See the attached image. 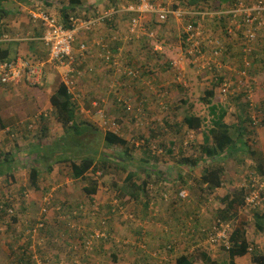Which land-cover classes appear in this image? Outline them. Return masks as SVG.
<instances>
[{"label":"rangeland","instance_id":"374dc122","mask_svg":"<svg viewBox=\"0 0 264 264\" xmlns=\"http://www.w3.org/2000/svg\"><path fill=\"white\" fill-rule=\"evenodd\" d=\"M172 2L177 7L197 10L191 8L193 5H188L189 0H172ZM124 5L126 6V2H124ZM16 6H18V4ZM17 9L21 13V7L19 6ZM122 9V7L119 8L120 11L113 15L125 14L126 12H122ZM107 12L108 8L102 6L99 8L98 13L104 14ZM209 12L214 11L210 10ZM112 16L108 17L106 20H112ZM5 18L9 22H13V24L17 23L25 26L23 34L21 32L17 33L15 30L12 31V33H14V35L19 34L21 37L26 38L28 24L20 22V20H12V14ZM208 18L209 17H207L206 20L201 21L205 33L221 39L226 44V39L221 36L225 37L227 35L228 37L227 30H224L226 35L220 34L223 33V29H221L218 24L210 22L213 20L216 22L219 21V19ZM29 20L31 19L28 16V20L26 19V21L29 22ZM143 25L145 30L140 32L138 36L139 38L142 37V43L147 46L144 51H132L134 52V55L132 54L133 61H125L124 58L122 60V55L114 51L111 42L104 36L97 38L96 41L103 38V41L108 44V49H113V54L119 56V58L121 57L120 69L130 65L144 69L147 68L151 72L147 77L139 78V80L120 72L117 74L113 73L110 77L114 76V79H110V83H104V79H101V85L99 87L94 85V75H91L87 77V80L93 83V91H88V86H86L87 83H85L86 81L82 84V79L87 75L84 74L83 77L77 79L73 90V96L76 97L75 103L77 117L80 119L77 121L78 123L95 122L93 117H96V112L98 110H102L105 115H108L112 119L124 115L125 112L127 116L125 119H128L130 126H138V131L140 132L138 133L139 136L141 134L148 135L150 133L148 127L151 128L154 125H156L157 130L160 131L159 134H161L163 133L161 127H164L163 130L167 128V126L161 124V122H164V110H167L169 106H167L166 102L163 100L159 105L153 106L152 109L144 106L140 99L135 103V93H139V90H137L136 87L145 86L148 88L145 96L148 97L150 92L149 97H152L160 93L161 90L170 92L173 89H178L176 86L179 87V85H182L184 87V93L187 94L192 92L195 97H198L207 87H209L210 84L213 83V81H215L216 75H225L226 79L230 82L232 81L233 84L231 92L228 94H224L220 90V98L227 100L231 96L240 93L237 91V89H239L238 81L241 80L239 75L231 77L228 68H226L227 71L225 70L226 74L221 72L216 74L214 72L206 71L194 66L188 59L187 48L183 43L184 22L171 17L166 23H158L153 18L152 20L147 19ZM114 37H112V40H116ZM261 37L262 36L260 35V39ZM136 38L138 37L136 36L135 39ZM96 41H94V45L98 47L97 57L102 60L100 55L102 49ZM129 49L130 48L126 46L124 52H131V49L128 51ZM207 50L210 51L211 49L208 48ZM46 58L47 57H44V59ZM90 60L92 61L91 63ZM87 62L90 64H85L83 67L81 64L78 65V67L84 70L86 65L93 66L91 71L88 70L89 73H92L95 57L88 58ZM114 68L117 71L119 69L115 66ZM53 72L54 73H48L47 71L45 73L42 82L43 84L40 87H35L33 90L24 89L25 91L18 94V96H10L8 99L9 91L13 89L10 84L3 86L7 92L3 93L0 90V114L2 113L4 115V120L0 122V159L3 160L4 156H7L8 160L12 161L13 159L12 163L11 161H6L7 164L4 163V165H6V170L4 171L5 175L0 176V261H10V263H12L11 261H30L32 264H57L61 261L69 262L70 264H83L86 261L93 262L97 257L94 251L96 241H98V239H107L108 243H111L114 238L112 233H108L111 227V221H113L114 217L112 214L108 213L109 209L113 207L115 211L117 209L121 210L118 212L119 215H122L123 212L122 216L124 222L121 223L122 225H125L126 221L131 220L133 222L137 221L145 223L147 220L137 218V216L144 210L142 202L147 199V197L153 196L156 188L160 186V183L158 182L150 184L148 194L143 192L144 194L142 193L138 195L139 201L129 197L127 192L125 194L119 192V189L122 191V188H128V185L124 186V179L128 172L132 171L130 169L134 166L133 164L136 163L137 159L145 156L141 149L150 150V145L154 144L156 140L153 139L146 141L145 138L133 135L130 140L132 157L124 154L123 150L120 151V149L116 148L104 149V151H107L109 154V156L107 155L108 160L105 161L107 162L106 165H99L102 161L97 157L96 169L97 166H99L100 169H97L95 173H93L94 171L89 173V175H92V177L98 181L99 191L97 194L100 195L90 196L87 194L91 197L90 199L82 198L85 195L83 189L84 182L80 179L74 178L70 163L58 160L63 158V152L61 149L64 151V146L75 145L73 141L74 139L75 141H77V139H79V141L84 139L86 144H89V146L93 148H99V150L106 146H104V139H102L99 132L92 127L80 137H70L69 132L65 131L66 129L57 121L55 113L52 110L53 107L50 109L49 106H51V95L56 92L59 83L62 81V74L59 71ZM257 72L261 75L260 78L264 82V73ZM56 73L58 74L57 76ZM235 78L237 79L235 80ZM255 84L257 85V83ZM105 85H108L110 93L108 94V97L105 96L106 99L103 101V98H98V96L102 94L98 91L102 88L104 89ZM30 86L31 85H27L28 88ZM119 86L128 90H121L119 89ZM19 92L20 91H17L16 93ZM40 97L44 99H41ZM119 97H122V99H133V101L130 102V110L124 105L118 103L117 100ZM21 102L33 104L38 103V106H28L27 111L20 110L21 114L13 108L11 110V105ZM124 104L126 105V102ZM5 108H7L8 113L5 112ZM36 108L41 111L40 114L44 113L46 120H42L41 116L35 117V114H37V112H35ZM145 113H149L148 116ZM152 113L157 114L153 115ZM252 113H256V117L258 118L259 115L256 110ZM135 115H139L138 120H131ZM158 116H160L161 119L158 120ZM150 117H154V119H151ZM98 118L100 124V117L98 116ZM12 130H16V133H12ZM158 140H160V138H158ZM155 144L157 145L154 146L153 149L156 151L155 155L159 158L157 160H152L153 163H159L162 160V157H175L174 154H158L157 152H161L159 149L161 148V144ZM82 145L84 144L81 143V146ZM120 147L123 148L122 146ZM40 150H43L42 154L45 153L46 156L52 158L55 162L52 163L53 167L50 172L47 170L45 171L43 169L45 168V165L40 163L43 173L41 175L40 187L37 189L31 186V180L29 178V167L31 165L25 166L24 163L33 164L36 159L35 157H38L37 151ZM60 150L61 152L57 154ZM54 151L56 152L54 153ZM200 152V148H194L193 153H197L198 156H201L202 153ZM183 155L190 154L180 153V160ZM235 156L236 158L241 159L239 162L244 168L236 170L237 174L232 172L230 175L231 180L228 179L230 182L227 181V185H224L220 191H213L214 195L210 196L211 209L207 210L204 207L206 213L209 211L208 215L210 217L207 219L209 226H212L217 221V215L220 213V210L225 207L219 198L223 197L225 193L229 194L238 188H242V185L245 182H248L252 177H257L260 180L264 179V175L258 172L257 167L253 164L250 165V163L247 162V158H249L247 155L244 153H236ZM230 163H234L233 168H235V161L232 160ZM120 165H124L126 169L122 170ZM104 166H106V168H104ZM139 173L142 174V176L140 175L135 181H137L138 184H142V178L143 175H145V172L139 171ZM239 175H243V177L239 178ZM113 183H116L117 187L114 186ZM151 185L153 186L152 188ZM213 192H210V194ZM74 197H76V200H73ZM201 200H203V197H201ZM6 204L9 206H6ZM135 204H137L138 207H134ZM153 206L155 205L149 204L150 213L152 212L151 207ZM86 211L89 212L85 213ZM255 211L263 212L264 204L257 209L241 208V212L248 220L247 229L249 240L251 244H255V248L260 253L264 254V231H258L256 229L254 219ZM48 215L53 216V218H48ZM13 216L18 218V222L14 223L12 221ZM43 220L45 222H43ZM59 221L64 222L66 225L64 226ZM41 222L44 223L41 227L44 230H39V232L34 235V237L38 236L35 242L33 241L31 230ZM225 223L230 225V230L233 229V219H231V221H225ZM47 225L51 227V230L54 231H52L53 233L57 230L62 231V235L67 238V242L70 243V241H72L70 250L63 244V242L59 243L58 239L54 240V243H51L52 237H48V234L46 233L48 229ZM64 227L67 230V233L64 232ZM98 230L106 233V236L100 238L93 237V243L88 247V241L92 239L91 236ZM199 235H203L205 239L204 241L201 239L200 243L196 246H192L190 241L185 240V242L190 244L189 250H191L192 247H195L193 248V251L188 252L190 256L194 255L195 258H197V254L201 250H204L210 252V254L213 255V259L221 264H229V255L221 244L214 245V248L210 247V243L206 240L208 239L206 232H201ZM166 238H173V232L168 234ZM126 243H128V241H126ZM126 245L128 246L129 244ZM141 245L143 244L141 243ZM137 246L139 247V245ZM141 249L144 250L145 248ZM138 254L140 255L143 253L138 252ZM107 256L108 257H104L102 255V259L107 262H103L104 264H110L108 261H114L111 255L108 254ZM169 257H171V255H169ZM162 261L164 262L162 264H171L172 262L165 261L164 259H162ZM117 262L120 264V261ZM132 262L127 258V251L125 250L121 257V264H132ZM237 262L238 264H255L252 261L251 254L241 257ZM142 263L143 261L140 257L133 264ZM193 263L207 264L203 261H193Z\"/></svg>","mask_w":264,"mask_h":264},{"label":"crops","instance_id":"0c3cea01","mask_svg":"<svg viewBox=\"0 0 264 264\" xmlns=\"http://www.w3.org/2000/svg\"><path fill=\"white\" fill-rule=\"evenodd\" d=\"M0 1V6L7 11L6 16L12 14V20H20V22H24L25 24L29 25L27 26L28 31L25 36L26 38H23L19 34L14 35L12 31L15 30L17 33L21 32L23 34L25 26L19 25L17 23L13 24V22L7 21L5 15L4 19L1 20L2 23L5 24L6 30L5 33L3 32L0 37L5 34H10L12 35V37L18 36L21 39L19 41H9V43H17L16 50L14 52L12 51L11 56L15 58L25 56L28 58H32L35 62L38 63L44 61V57L48 58V49L45 47L43 41L41 40L43 34L42 28L39 25L34 24L31 20H29V22L26 21V19L28 20L29 11L31 9H42L52 14H55L59 21L63 25H65L66 22L69 23L67 20L68 17L70 18V21L73 17L74 19L77 18L79 20L89 19L91 17H96L97 15H100L98 12L99 8L102 6L108 8V11L111 12L113 9H117L119 11V8L121 7L125 9L126 6L124 5V2H126V5L128 6L133 0H79V4H73L71 0H63L61 2H58L57 4L54 2V0ZM17 4L18 6H16ZM57 5H61V7H57ZM19 6L21 7V13L17 9V7ZM65 8H68L69 10L68 16L66 18L63 12V9ZM113 16L112 20H106L102 24L94 27V29H92L91 31L81 30L77 34L75 43L76 50L78 49L79 44L82 42H87L89 44V51L87 52V55L84 58V61L82 62L81 66L83 67L85 64H90L92 61L90 60V63H88L87 59L90 57H95V63L92 73L88 72V70L91 69V66L86 65L85 70H87V72L85 74L87 75L84 77V79H82V84H84V82L86 81L85 83H87L86 86H88V91H93V83L87 80L88 76L94 75V85L96 87H99L101 85V79H104V83H110V79H114V76H110L113 73H119L114 68V65L108 64L107 62L98 59V47L94 45V41H96L97 38L104 36L108 41L111 42L114 51L116 53L121 54L122 60L124 58L125 61H133L132 54L134 55V52L132 51L141 52L144 51L147 46L146 44L142 43L143 39L142 37L139 38L138 35V38L134 39L133 41L128 42L127 40H125L129 30V19H131L130 14L125 13ZM230 20V16H225L219 21L215 22L213 20L210 22H212L213 24H218L221 29H223V33L220 34L226 35L224 30H227L228 37L227 35L225 37L221 36L222 38L226 39V44L224 43L226 49L223 57L225 65L229 68L231 66H236L238 69L239 67L242 69V46L245 41L244 28H239L237 25L232 23L231 27L233 32L230 33L228 30V28L230 27ZM115 35L118 36V39L112 40V37H114ZM260 35L262 36L261 39ZM7 43L8 42L2 43L0 47L7 48L11 46L9 43L8 46ZM126 46L131 49V52H124ZM254 47V54L251 57L252 63L249 67V70L251 71V77L243 79L241 88L237 89V91L240 93H237V95L235 96H231L227 100L220 98V89L218 86H213L215 84H210L209 87H207L203 91V93L200 94L198 97H195L192 92H189L187 94L184 93V87L182 85H179V87L176 86V88L178 89H173L170 92L161 90L160 93L152 97H149L150 92L148 94V97L145 96L148 91V88H146L145 86L136 87V89L139 90V93H135V103H137V100L140 99V101L142 100L141 102L144 106L150 107V109H152L153 106L159 105V103L163 100L166 102L167 106H169L167 110H164V122H161V124H164L165 126H167V128L163 130L164 127L162 126L161 128L163 133L161 134H159L160 131L157 130L156 125H154L151 128L148 127V129L150 130V133L148 135L141 134L139 136L138 133L140 132L138 131V126H130V122L128 121V119H125L127 116L124 112V115L114 117V119H116L117 121H121L122 129L119 133V136L127 140L128 143L124 146L122 145L123 148H121L120 146L110 147L107 146L108 143L106 140V132L100 127L98 116L96 115V117H93V120L96 122L94 124L93 129L99 132L102 139H104V146H106L101 150H99V148H96V150L99 151L98 159L102 161L99 165L107 164L104 163V161L108 160L107 158L109 154L107 153V151H104V149L116 148L120 149V151L123 150L124 153L125 150L128 149L130 152H132L130 140L131 136L133 135L136 137L145 138V140L149 141L156 139L155 143L161 144V148H159L161 152H157L158 154H174L175 157H162V160H159V163H153L152 161L153 167L149 168L142 164L143 161L141 158L137 159L136 163L133 164L134 166H132L130 170L137 172L145 171V174L146 170L152 171V177L144 193L148 194L147 192L150 184L155 182L160 183V186H158V188H156V190L154 191V195L151 197H147V199L150 201V204L155 205L151 207V215L147 217L149 213L145 210L144 207L146 205L147 199L142 202V206L144 207L143 212H139L141 214L137 216L138 219L147 220L145 223L137 221L133 222L131 220L126 221V224L122 225L121 223L124 222L122 216L123 212L122 215H119L118 212H120L121 210H116L115 212L118 213L116 214L115 212L112 213V211L109 209V212H107L114 216L113 221H111V227L109 230L113 234V241H111V243H108L107 239H98V241H96L95 243L94 248L95 254L97 256L94 259L95 261H86L83 264L107 263L106 261H104V259H102V255L104 257H108V254L111 255L112 259L114 260L108 261L110 264H119V262L117 261H120L121 264V257L123 256V252L125 250L127 251V258L130 260V262L133 261L132 264L135 263V261L140 257L143 261L142 264H162L164 263L162 259H164L165 261H172L171 264H176V259L178 256L182 254L188 255V252L193 251V248H195L192 247L191 250H189L190 244L185 242V240L190 241L192 243V246L198 245L201 239L204 241V236L199 234H201V232L203 233L202 230H205L209 226V222H207L208 217H210L208 215L209 211L206 213L204 207L207 210L211 209L210 196L214 195L215 191H220V189H222L224 185H227V181L230 182V175L232 174V172H234V174H237L236 170L244 168V166L239 162L241 161V159L236 158V153H244L245 155H247L249 157L247 158V162H249L250 165L253 164L257 167L260 164H264V82L260 78L261 75L257 72L259 71V73H264V28L259 32V40L254 43ZM130 49L128 51H130ZM45 71H48V73H54L53 70H51V66L45 68ZM143 71H145L144 68ZM146 71L144 73H146ZM229 71L231 77H235L236 75H238V72L236 70L232 71L229 69ZM57 75L58 74L56 73V76ZM144 77H147V75H145ZM236 79L237 78H235V80ZM42 82L38 86L31 85L29 88L27 87V85L30 84L27 83L24 79L21 80L19 84H10L12 85L13 89L9 91L8 99L10 96H18V94L23 93L25 90H33V88L35 87H40L43 84ZM255 83H257V85ZM4 85L6 86L9 84H0V90L3 93L7 92L3 87ZM213 88L215 92L214 96L211 97L210 95L212 93ZM119 89L128 90L120 86ZM17 91L20 92L16 93ZM98 92L102 93L98 96V98H103L104 101V99H106L105 96L108 97L110 89L108 88V85H105L104 89L102 88ZM28 106L37 107L38 103L33 104L21 102L15 105H11V110L13 108L17 110L18 113H20V110L27 111ZM51 107L52 104L51 106H49V108L51 109ZM255 110L258 112L259 115L257 123L252 119V116L256 117V113H252ZM5 112L8 113L7 108H5ZM35 112H37V114H35V117L41 116L42 120L45 119L44 113L40 114L41 111H39L38 108H36ZM222 113H225L223 121L231 126L230 131L235 136V144L225 153H223L221 157L206 158L203 156L206 137L209 136L212 139V131L215 130V132H217V127L213 124V121L217 117L221 116ZM148 114L149 113H147L146 115L148 116ZM152 114L156 115L157 113ZM192 116L194 117L192 119V121L194 122H197L195 120L196 118L200 119L201 124L199 127L191 128L187 125V119H190V117ZM138 117L139 115H135L134 117H132L131 120L137 121ZM150 118L154 119V117ZM157 119L159 120L161 119V117L158 116ZM3 120L4 115L1 113L0 122ZM76 120L79 121L80 119L77 117ZM12 133H16V130H12ZM241 135H243L242 138L237 139V137ZM158 138H160V140H158ZM155 143L150 145L149 147L151 149L152 154H156V151L153 149L154 146L157 145ZM213 145V141L210 142V146ZM194 148L201 149L200 153H202L201 156L203 157V163L198 165H189L181 162L179 157L180 153L198 156L197 153H193ZM141 150L143 153L147 151V149ZM232 160L235 161V168H233L234 163H230ZM213 166L223 167L225 170V174L223 176V186L221 188H216L215 190L211 191L209 190L207 184L201 182V176L203 175L205 169H212L211 167ZM140 175L142 176V174L138 172V175L135 176L134 180H137ZM126 177L124 179V182H126ZM242 177L243 175H239V178ZM85 185L87 184H85L84 182L83 189ZM113 185L115 186V183H113ZM152 187L153 186L151 185V188ZM185 189L187 191V197L183 198L180 196V192ZM119 192L121 191L119 190ZM210 192L213 193L210 194ZM97 193L93 196L100 195ZM127 194L129 197H131V193L129 191H127ZM227 194L228 193H225L223 197L219 198L221 203H223V198ZM90 196L85 193L82 198L90 199ZM201 197H203V200H201ZM73 200H76V197H74ZM135 200L138 201L137 199ZM134 207H138L137 204H135ZM87 212L89 211H86L85 213ZM47 217L53 218V216L51 215H48ZM43 222L45 221L43 220ZM59 222L64 226L66 225L62 221ZM192 222L194 223L192 224ZM47 228L48 229L46 233L48 234V237H52L51 243H54V240L58 239L59 243L63 242V244L70 250L72 241H70V243L67 242V238L62 235V231L57 230L55 233H53L54 231L51 230V227L49 225H47ZM193 228H195L196 231L192 230ZM64 230V232L67 233L65 227ZM141 230L143 231L142 235L140 234ZM190 230H192L191 233H189ZM171 232H173V238H166V236ZM34 235L35 234H32L33 241L36 242L38 236L34 237ZM61 237L63 240L61 239ZM141 238L143 239V241H140ZM172 240L174 243L173 248L175 249V251L169 253L166 250V247H169V245L172 243ZM126 241H128V243H126ZM141 243H143V245H141ZM126 244L129 245L127 246ZM137 245H139V247ZM209 245L210 247L214 248V244ZM141 248L145 249L141 251ZM253 249L256 250L255 244H252V250ZM138 252H141L143 254L139 255ZM205 253H207L213 259V255H211L210 252L205 251ZM248 254H251L252 256V252ZM169 255H171V257H169ZM240 258L241 257H237L236 261H239ZM201 259V256L197 258H195L194 255L190 256L191 261H202ZM11 262L12 263H10V261H0V264H32L30 261Z\"/></svg>","mask_w":264,"mask_h":264},{"label":"built area","instance_id":"2783aa9c","mask_svg":"<svg viewBox=\"0 0 264 264\" xmlns=\"http://www.w3.org/2000/svg\"><path fill=\"white\" fill-rule=\"evenodd\" d=\"M132 4L128 5L126 10L134 12L136 15L131 18L128 40H132L144 29V22L147 19H155L158 23H166L171 17L178 21L184 22L183 43L187 47V52L192 58V62L200 69H206L217 73H224L226 68L237 71L239 77L238 88H241L243 79L250 78L249 67L251 65V57L254 54V43L259 40V32L264 28V0H237V2L229 9L223 11L209 12L191 10L185 7H177L172 0H133ZM114 11L91 17L89 19H74L71 18L72 28L64 26L55 14L42 9H31L29 16L31 21L42 28L43 34L41 40L48 49V58L41 62H35L32 58L16 57L9 60L0 61V84H19L21 80H26L27 83L33 86H38L44 80L45 68L51 66V70L59 71L62 74V81L67 85L69 92L73 96L74 88L77 79L83 77L85 72L78 67L82 62L81 58L86 57L89 51V44L82 42L78 49H75L76 37L79 31H91L97 25L102 24L108 17L113 15ZM230 16L229 32L232 33V23L239 28H244V43L242 46V61L243 68L239 69L236 66L230 68L223 62L225 54L224 42L216 37L206 34L201 21L211 18H221ZM223 19V18H222ZM85 31V32H86ZM20 37H12L10 34H5L0 38V44L9 41H19ZM101 38L96 41L101 47V59L108 64H112L119 68L118 72L136 78L140 75V68L134 66L121 67L119 56L113 55V52L108 49V44ZM211 50L208 51L207 49ZM92 69V68H91ZM89 69V70H91ZM215 80H219V76H215ZM232 81L225 79L220 84L221 92L228 94L231 91ZM119 101L126 102L127 109H131L133 99L118 98ZM96 114L100 117V125L105 130L117 132L120 125L117 120L105 115L102 110H98ZM256 121V117H254ZM246 190L245 208L257 209L264 204V179L260 180L257 177H252L248 182L242 185ZM180 195L187 196V192L182 190ZM263 207V206H262ZM46 211V210H45ZM43 222L35 226L32 234L39 232L43 226ZM230 225L227 223L216 221L209 232V242L214 245L225 244L229 246ZM106 233L96 231L92 235V239L88 241V247L93 243V237H103ZM87 243V242H86ZM57 264H70L69 262L61 261Z\"/></svg>","mask_w":264,"mask_h":264},{"label":"trees","instance_id":"16d2710c","mask_svg":"<svg viewBox=\"0 0 264 264\" xmlns=\"http://www.w3.org/2000/svg\"><path fill=\"white\" fill-rule=\"evenodd\" d=\"M61 1L63 0H54L56 4ZM71 2L73 4H79L80 1L71 0ZM236 2L237 0H189L188 5L189 6L193 5L191 7L192 9H199L201 11L211 10V11L216 12V11H223L225 9L231 8ZM0 4H1V1H0ZM58 6L61 7V5H57V7ZM68 11H69L68 8L63 9L65 18L68 16ZM6 14H7V11L0 6V36L3 34V32L5 33V30H6L5 24H3L1 21L2 19H4V15L6 16ZM222 18H224V15ZM67 20L69 23L66 22L64 26L68 28H72L70 18L68 17ZM9 44L11 46H9ZM9 44H8L9 47L7 48L0 47V61L15 58L11 56V54H12V51L14 52L16 50L17 43L12 42ZM188 59L190 60V57H188ZM139 70H140V75L139 77L135 78L137 80H139V78L144 77L145 75H149V73L151 72L150 70L147 69L146 73H144L145 71H143V68H140ZM225 79H226L225 75H222V76L219 75V80L217 81V84L213 86L216 87L218 84H221ZM214 92L215 91L213 88L212 93L210 95L211 97L214 96ZM50 98H51L50 100H51V104L53 107V112L55 113L57 121L60 122L62 126L66 129V131L69 132L70 137L72 136L80 137L84 135L88 130H90L91 127L92 128L94 127L95 122H91V123H78L77 122L76 120L77 110H76L75 100L73 99L71 93L69 92L67 85L63 81L59 83V86L56 92L52 94ZM117 101L119 104H122L126 107L124 102L119 101V100ZM224 117H225V113H222L221 116L217 117L213 121V124L217 127V132H215V130L212 131L213 132L212 139L209 136L206 137V142H205L204 151H203V156L206 158L221 157L223 153H225L228 149H230L235 144V141H236L235 136L230 131L231 126L223 121ZM193 118L194 117L192 116L190 117V119H187V125L191 128L199 127L201 124L200 119L196 118L195 120L197 122H194L192 121ZM117 123L120 125V129L118 133L110 131V130H105L100 125V127L106 132V140L108 143L107 146H110V147L119 146V145L124 146L125 144L128 143L127 140L119 136V133L122 129L121 121H117ZM212 132H211V135H212ZM242 136L243 135L237 137V139L239 138L241 139ZM73 141L75 145L64 146L65 148L64 151L63 149H61L63 152V158L58 159V160L61 162L70 163V166L72 167V175L74 176V178L80 179L81 181L85 182V184H87L84 186L85 193L88 195H95L99 189V184H98V181L92 177V175H89V173H92L93 171H94L93 173H95L97 169H100L99 166H97V169H96V165H97L96 162H97L99 151L96 150L95 147L93 148L89 146V144H86L84 139L81 140L82 142L79 141V139H77V141H75L74 139ZM212 141L214 145L210 146V142ZM81 143H83L84 145L81 146ZM61 150L58 151L57 154H59ZM42 151L43 150L37 151L38 157L37 156L35 157L36 159L33 164L24 163L25 166L31 165L29 167V170H30L29 178L31 180V186L34 188L40 187V180H41V175L43 173V169L45 171L47 170L48 172H50L53 167L52 163L55 162L52 160V158L46 156L45 153L42 154ZM55 152L56 151H54V153ZM124 154L132 157L131 152L128 149L125 150ZM144 154L145 156L141 157L143 161L142 164H144L148 168L153 167L152 160H157L159 157H157L155 154H152L151 149L150 150L147 149V151L144 152ZM6 161H11V160H8L7 156H4L3 160L0 159V176L5 175L4 171L6 170V165H4V163L7 164ZM180 161L183 163L189 164V165H195V164L198 165V164L203 163V157L194 156V155H183ZM40 163H43L45 165V168L41 169ZM104 163H107V162L104 161ZM120 167L122 170L126 169L124 165H120ZM104 168H106V166H104ZM211 168L212 169H208V168L205 169L203 175L201 176V182H203L204 184H207V186L209 187V190L212 191V190H215L216 188H221L223 186L224 184L223 176L225 174V170L221 166H213ZM257 170L259 173L264 175V164L258 165ZM138 172L129 171L126 177V182L124 183V186L128 185V188H125V187L124 189L122 188V191L120 193L125 194L127 191H129L131 193V197L139 201L138 195L145 192L146 187L148 186L150 179L152 177L151 176L152 171L146 170V174L143 175V178H142L143 179L142 184H138L134 180L135 176L138 175ZM12 176H13V172H12ZM115 186H116V183H115ZM245 200H246L245 188H238L234 190L233 192L227 194L223 198V204L225 205V207L220 210V213L217 215L216 219L217 221L220 220V222H223V223H225V221H229V220L231 221V219H233L234 224H233V229L231 230L230 237H229L230 245L229 246H226L225 244H221V245L227 251L229 255V264H238V262L236 261L237 257L246 256L248 253H251V252L253 256V262L255 264H264V254L260 253L257 249L252 250V244L249 240L248 229H247L248 220H247V217L241 212V208L244 207L245 205ZM149 204H150V201L147 199L146 205L144 206L146 211H148L149 213L147 217L151 215L149 211ZM6 206H9V205L6 204ZM110 210L112 211V213L113 211H115L113 207ZM254 216H255L254 219L256 222V228L259 231H264V211L263 212L256 211L254 213ZM12 221L14 223L18 222V218L13 216ZM193 223L194 222H192V224ZM212 226H208L205 230H202L203 232H206L208 236V239L206 240L208 242H209V232ZM40 230L43 231L44 229L40 228ZM192 230L196 231L195 228H193ZM108 233L110 234L111 231H108ZM189 233H191V230L189 231ZM140 234L141 235L143 234L142 230L140 231ZM140 241H143V239L141 238ZM171 244L170 245L168 244L169 247H166V250L169 253L175 251V249L173 248L174 243L172 242ZM141 251H143V249H141ZM197 256L198 257L201 256L202 257L201 260L207 264H221L217 260L212 259L207 253H205L204 250H201L197 254ZM189 260H190L189 253L188 255L182 254L177 257L176 264H193V261L191 260L189 261Z\"/></svg>","mask_w":264,"mask_h":264},{"label":"clouds","instance_id":"9594fccd","mask_svg":"<svg viewBox=\"0 0 264 264\" xmlns=\"http://www.w3.org/2000/svg\"><path fill=\"white\" fill-rule=\"evenodd\" d=\"M130 4H132V3H130ZM130 4H129V5H130ZM126 8H127V5H126L125 9H122L121 11H122V12H126L127 14H130V17H131V18H132L133 16L136 15L134 12L126 10ZM112 11H114V13H118L120 10L118 11L117 9H113ZM114 13H113V14H114ZM100 15H101V14H100ZM149 20H152V19H149ZM105 21H106V20H105ZM105 21H104V22H105ZM145 21H147V20H145ZM130 22H131V19H130ZM129 29H130V24H129ZM128 36H129V30H128V35H127V37H128ZM127 37H126V40H127V41H132V40L135 39L136 36H134L132 40H128ZM114 38H115V39H118V36H115ZM184 45H185V44H184ZM185 46H186V45H185ZM186 48H187V47H186ZM110 50L113 51V49H110ZM113 55H114V54H113ZM187 57H190L189 54H188V52H187ZM80 58H81V60H82V62H83L85 57H84V58L80 57ZM102 60H103V59H102ZM103 61H105V60H103ZM190 61L192 62V58H191V57H190ZM82 62H80L79 65H81ZM105 62H106V61H105ZM192 63H193V62H192ZM193 65H194V66H197V65H195L194 63H193ZM197 67H198V66H197ZM91 68H92V67H91ZM204 70H206V69H204ZM83 71H84L85 73L87 72V70H85V69H84ZM206 71H209V70H206ZM210 72H213V71H210ZM214 73H215V72H214ZM216 76H219V75H216ZM221 76H222V75H221ZM212 84H217V81H216V80L213 81ZM217 86H218L219 89H220V84H218ZM220 90H221V89H220ZM230 92H231V91H230ZM230 92H229V93H230ZM252 117H253V118H252L253 121H255V119H254L255 116H252ZM256 118H257V117H256ZM257 121H258V118L256 119V123H257ZM185 191H186V190H185ZM186 192H187V191H186ZM180 196H181V195H180ZM182 197H183V196H182ZM183 198H185V197H183Z\"/></svg>","mask_w":264,"mask_h":264}]
</instances>
